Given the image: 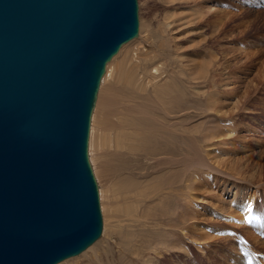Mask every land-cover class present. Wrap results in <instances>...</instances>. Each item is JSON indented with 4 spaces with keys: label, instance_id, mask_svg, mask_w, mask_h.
Listing matches in <instances>:
<instances>
[{
    "label": "water",
    "instance_id": "obj_1",
    "mask_svg": "<svg viewBox=\"0 0 264 264\" xmlns=\"http://www.w3.org/2000/svg\"><path fill=\"white\" fill-rule=\"evenodd\" d=\"M138 34V0H0V264H59L101 238L92 115Z\"/></svg>",
    "mask_w": 264,
    "mask_h": 264
},
{
    "label": "rangeland",
    "instance_id": "obj_2",
    "mask_svg": "<svg viewBox=\"0 0 264 264\" xmlns=\"http://www.w3.org/2000/svg\"><path fill=\"white\" fill-rule=\"evenodd\" d=\"M138 4L139 35L123 46L119 53L124 49L123 59L126 56L133 58L132 62L140 63V78L144 76L146 66L153 72L158 70L160 78L155 83L170 86L169 91L172 93H167L169 97L172 96L173 104L169 105L162 99L160 102L152 90L139 95L128 92L123 86L113 85L110 88L118 102L120 97L128 100L123 102L124 108H116L114 105L105 111V118L100 123L101 133L114 140L119 131V121L129 117L131 113L133 115L129 118L135 120L132 125L139 126L138 134L148 139L149 136H154V139H150L155 142L157 149L150 146L142 149L141 146H145L143 143L146 141L135 139L142 149L140 153L123 155V152L120 154L107 149L100 150L99 164L108 174L111 187L118 190L117 195L105 193L104 190L101 197L99 194L103 216L101 238L92 245L91 250L64 263L214 264L218 259V264H223L220 255L226 246L213 248L214 239L223 237L222 228L217 227V223L240 228L242 224L235 225L236 222L229 221L224 213L231 209L233 213H240L244 217L256 213L257 219L264 224V188L256 189L247 185L246 196L237 197L239 200L233 203L234 199L227 195L228 190H223L219 185L222 182L238 186L243 184L217 175L208 189V170L199 166L187 170L180 164L178 165L181 167H177V163L163 166L158 160L159 155L178 160L186 156L195 157L198 153L207 159L209 152L215 158L210 161L224 173L235 178H242L243 175L249 154L240 142L233 140L234 135L225 139L218 138L216 143H208V136L213 130H229L209 105L215 92L218 73L213 69L208 78L206 71L208 58L211 56L208 54V0H138ZM181 17H185V27L172 35L171 24ZM258 26L264 31L263 26ZM189 64L200 66L199 75H193ZM254 72L255 68L251 71L252 77ZM205 75L206 80L198 78ZM235 100L229 101L231 105H228L231 107ZM160 103L174 110H164ZM127 104L135 105L137 110L143 109L150 117L134 112ZM263 104H258V109ZM195 145L197 149H194ZM114 149L116 147L113 144L111 150ZM89 152L90 144L88 155ZM230 162L232 163L229 164ZM130 181L133 182L132 185L129 184ZM96 182L99 191L103 184L98 177ZM124 188L143 195L141 201L133 204L126 201L122 194ZM219 205L224 207V212L218 211ZM128 213H133L136 218H129ZM182 215L186 216L183 221L180 220ZM180 228L187 230L188 236L196 243L203 244V247L198 248L187 241Z\"/></svg>",
    "mask_w": 264,
    "mask_h": 264
},
{
    "label": "bare ground",
    "instance_id": "obj_3",
    "mask_svg": "<svg viewBox=\"0 0 264 264\" xmlns=\"http://www.w3.org/2000/svg\"><path fill=\"white\" fill-rule=\"evenodd\" d=\"M206 9H208V51L210 52L208 54H211L208 58L206 71L208 78L212 75L213 69H216L218 73L217 81L215 82V92L210 99L209 105L212 111L218 114L220 121L229 127L227 132L219 129L213 130V133L208 136V143H216L218 142L216 141L218 138L225 139L234 135L233 140L240 142L249 154L246 159L243 175L242 178H235L230 174L224 173L210 161H214L215 158L209 152L207 159L206 156L204 157L197 152L198 154L195 157L186 156L178 160L169 156L159 155L158 160H160V164L163 166L166 164L169 165L170 163H174L173 165H175L177 163V167L182 165L187 170L195 166L208 170V189L214 183V177L217 175H222L230 180L243 184L238 186L236 184L222 182L219 185L223 190H228L227 195L234 199L233 203H236L239 200L236 199L237 197L242 198V196H246L248 192L245 191L247 185L256 189L264 188V104L259 109L257 107L258 104L264 103V98H261V96H264V31H262L263 29L260 30L258 26L261 25V28L262 26L264 27V0H208ZM184 18L181 17L173 20L170 31L172 35H176L174 33L179 31L181 27L183 28L186 21ZM123 51L124 49L106 65V72L102 78L103 80L92 115L89 157L95 179L98 177L103 184V187L99 189L100 197L103 190L105 193H114L115 196L118 191L115 187H111L110 179L107 177L108 174L103 170L102 165L99 164L98 157L100 156V150L107 149L118 153L123 152L124 155L130 152H133L132 154L135 152L140 153L142 149L148 146L157 149L155 142L150 139H154V136H149L148 139L138 134L139 126H136V124L132 125L135 120L134 118L133 120L129 118L133 115L131 113L128 115L129 117L122 118L119 121V131L114 140L101 133L100 123L105 118V111L114 105H116V108H122L124 105L123 102L128 100L120 97L118 102V99L110 88L113 85L123 86L128 92L132 94L139 93V95L146 93L147 90H152L154 96L156 98L158 97L159 101L162 99L169 105L173 104L172 96L169 97L167 93L170 86L167 84L157 85L155 83L160 78L159 71L156 70L153 72L149 66H146L145 74L140 78L142 66L140 63L136 64L132 62L134 61L133 58L130 59L125 56L126 59H123ZM188 67L191 68L193 75H199V65L189 64ZM254 68L256 72H254L255 74L252 77L251 71ZM198 78L206 80V75ZM234 99L236 100L232 102L233 104L230 107L231 102L229 101H233ZM160 104L163 105L164 110L165 108L171 111L174 110V108L166 107L163 103ZM128 107L136 113L138 111L142 116L148 115L143 109L137 110L135 105H128ZM235 110H238V113H235ZM148 116L150 117V114ZM154 120L158 123V120ZM135 139L143 140V142L146 141L143 143L145 146H141L142 149L139 148V142L135 141ZM113 144L116 150H111ZM194 149H197L196 145ZM118 153L116 154L118 155ZM164 182L162 183L165 184ZM129 184L132 185L133 182L130 181ZM122 194L125 196L126 201L131 204L141 201L143 196L130 188H124ZM245 199L247 201V197ZM240 203H243V201ZM218 209V211L224 212V207L219 205ZM128 210L130 211V209ZM224 213L229 218V221L232 223L235 221V225L242 224V226L240 228H234L224 223H217L216 226L222 228L221 233L223 237L221 239H214L213 248H218L221 245L226 246L220 255L223 264H264V224L257 219L256 213L247 214L245 217L240 213H233L231 209L226 210ZM127 215L129 218H136L133 213H128ZM185 217V215H182L180 220L183 221ZM180 230H182V234L187 241L195 244L198 248L203 247V244L196 243L193 238L188 236L189 233L187 230L183 228H180ZM91 249L92 246L86 251ZM65 261L59 264H65ZM172 264L181 263L172 262ZM214 264H218V259Z\"/></svg>",
    "mask_w": 264,
    "mask_h": 264
}]
</instances>
